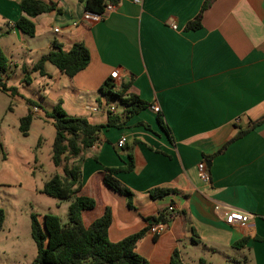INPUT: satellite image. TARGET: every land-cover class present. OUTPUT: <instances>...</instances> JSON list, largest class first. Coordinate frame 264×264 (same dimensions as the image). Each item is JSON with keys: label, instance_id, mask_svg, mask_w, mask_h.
<instances>
[{"label": "crops", "instance_id": "crops-1", "mask_svg": "<svg viewBox=\"0 0 264 264\" xmlns=\"http://www.w3.org/2000/svg\"><path fill=\"white\" fill-rule=\"evenodd\" d=\"M43 1L61 12L33 19L36 35L30 38L14 27L22 16L19 0H0V42L15 37L35 57L22 73L32 72L55 43L64 51L83 43L91 57L86 70L69 78L47 63L42 76L68 115L106 125V105L94 113L84 98L99 102L101 87L112 79L117 88L130 84L128 94L157 105L169 128L167 134L157 113L146 109L123 129H103L86 151L83 192L96 200L97 216L111 210L109 240L118 243L148 230L153 219L171 216L173 206L168 230L158 238L146 232L137 245L148 264H170L175 252L183 264L193 255L208 264H264V123L252 127L264 118V0H215L196 31L185 27L206 0H120L96 24L83 20L80 0ZM25 37L44 46L33 49ZM241 131L246 134L236 139ZM122 137L127 143L118 148ZM201 162L209 169V184L199 178ZM130 164L131 172L114 177L133 192L132 209L103 183L105 169ZM154 189L170 193L153 199ZM228 209L251 219L229 225Z\"/></svg>", "mask_w": 264, "mask_h": 264}, {"label": "trees", "instance_id": "trees-1", "mask_svg": "<svg viewBox=\"0 0 264 264\" xmlns=\"http://www.w3.org/2000/svg\"><path fill=\"white\" fill-rule=\"evenodd\" d=\"M84 6V12L105 15L107 4L118 6L120 0H80ZM215 0H206L200 13L190 21L186 31H196L202 27L203 14ZM22 16L16 22L17 28L22 34L34 38L36 27L33 19L53 12L60 13L57 4L43 0H19ZM90 53L83 43H76L68 51L55 43L53 50L44 55L34 66L32 72L23 69L24 81L30 84V74L39 73L46 76L45 65L52 64L61 73L73 78L89 67ZM8 71V59L0 46V91L18 96L17 88L8 87L6 75ZM130 84L117 88L112 79H109L100 89V95L107 105L112 100H117L120 111L112 113L107 111L108 123L106 125H94L88 119L70 116L63 108L60 101L48 115L53 120L56 131L52 146V162L58 169L57 173L44 184L42 193L59 200H69L68 222L62 224L59 217L37 214L31 216V237L37 247V257L33 264H148L137 254L136 248L144 238L145 230L132 235L121 242L113 243L109 240V229L113 222L112 212L107 209L104 214L97 216V202L83 192L82 167L85 161V153L93 148L99 135L105 128L123 129L130 118L140 112L149 109L150 105L140 100L133 94H128ZM31 107H38L29 102ZM99 105L103 102L99 100ZM160 127L168 134L169 128L164 122L163 116L157 112ZM32 111L20 120L19 130L24 137L29 134L33 122ZM264 123V118L252 124V127ZM150 128L149 126H145ZM246 131H241L236 139L241 138ZM225 149V148H224ZM132 164L124 168H107L103 172V183L114 192L124 196L129 208H133V192L114 175L119 172H131ZM170 193L167 189H154L150 192L153 199L161 198ZM6 222L5 212L0 209V232L3 231ZM152 223H166L165 215H160L151 221ZM247 239L242 240L237 246H244ZM170 264H183L179 253L175 252ZM198 264H208L201 259Z\"/></svg>", "mask_w": 264, "mask_h": 264}, {"label": "rangeland", "instance_id": "rangeland-1", "mask_svg": "<svg viewBox=\"0 0 264 264\" xmlns=\"http://www.w3.org/2000/svg\"><path fill=\"white\" fill-rule=\"evenodd\" d=\"M25 38L31 42L33 49L44 46L41 41L33 42ZM0 43L8 59L5 81L8 87L17 88L19 94L13 97L0 91V209L6 216L3 231L0 232V264H33L37 247L31 237V216L51 214L66 224L71 204L69 200L55 199L42 193L44 184L58 171L51 156L56 131L48 115L59 101L55 93L49 92L47 77L33 73L29 75L30 84L24 81L21 69L24 64L32 65L34 55H30L25 48L20 49L15 37L5 36ZM11 61L18 64V69L11 67ZM52 68L55 69L54 66ZM99 96L106 107H119L117 100L107 105L100 93ZM84 99L87 105L99 106L93 97ZM64 101L69 110L71 103L66 97ZM29 102L38 106L39 113H32L35 117L28 136L24 137L19 127L20 120L33 110ZM201 252L205 250L201 249ZM195 257H185V262L198 264L193 260ZM207 259L213 263L218 260L215 257Z\"/></svg>", "mask_w": 264, "mask_h": 264}, {"label": "built area", "instance_id": "built-area-1", "mask_svg": "<svg viewBox=\"0 0 264 264\" xmlns=\"http://www.w3.org/2000/svg\"><path fill=\"white\" fill-rule=\"evenodd\" d=\"M115 9V6L112 4H107L106 6V10H105V15L109 12H112ZM105 15H98V14H92V13H87L85 12L83 15V20L92 24H96L99 23L103 17ZM15 27V26H14ZM173 29H177V27L175 25H173ZM56 33L59 32V29L55 30ZM119 77V73L115 72L113 74V79L116 80ZM101 105H99L98 107H92L90 110L94 113L100 112L101 111ZM121 107H116V106H109V107H105V111L107 113L108 110H110L112 113H117V111L120 109ZM150 110H152L153 112H159V108L157 105L155 104H151L150 105ZM32 113H39V109L38 107H33ZM127 143V139L126 137H122L119 142L117 143L118 148H123ZM198 168V172H199V178L200 180L205 183V184H209L211 183V175L209 172V169L206 165L205 162H201L198 164L197 166ZM217 209H220L219 207ZM168 213L171 215L169 217H167V222L166 223H150L149 225V233L155 237L158 238L160 236H162L169 228V223L168 221L172 220V217H174V215L176 214V210L173 206L168 208ZM251 219V215L249 214H245L243 212H239V211H235V210H226L225 211V220L227 222V224L229 225H235V224H245L248 223Z\"/></svg>", "mask_w": 264, "mask_h": 264}]
</instances>
